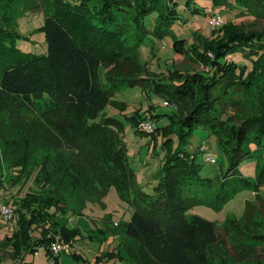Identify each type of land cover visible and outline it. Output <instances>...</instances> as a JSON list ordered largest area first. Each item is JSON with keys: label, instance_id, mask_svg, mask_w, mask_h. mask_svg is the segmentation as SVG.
<instances>
[{"label": "trees", "instance_id": "trees-1", "mask_svg": "<svg viewBox=\"0 0 264 264\" xmlns=\"http://www.w3.org/2000/svg\"><path fill=\"white\" fill-rule=\"evenodd\" d=\"M195 1L49 0L37 29L46 44L40 55L17 46L23 38L15 27L19 15L12 19L0 10V115L5 120L0 186L25 188L21 196L10 194L6 201L19 220L12 236L0 242V264L8 257L15 264H29L22 262L25 254H36L41 246L59 264L52 243L69 246L79 232L68 227L69 215L79 214L86 200L101 203L112 186L133 208L129 220L113 233L117 252L111 256L117 264H264L255 256L245 262L229 257L216 224L188 213L196 205L219 210L244 188L253 189L256 202L262 200L258 189L264 182V155L253 179L238 174L237 167L251 154V144L261 151L259 156L264 153V30L244 31L223 21L211 27L210 36L200 33L201 48L173 35L174 51L183 55L191 50L206 64L201 68L180 70L172 65L165 74L155 75L139 59L148 36L171 34L179 10L186 8L192 16L207 12ZM211 1L212 6L236 9L238 17L264 18V0ZM153 14L154 22L147 23ZM216 15L219 11L213 10L210 19ZM122 86H140L176 107L165 113L171 118L162 131L167 133L165 158L151 192L134 183L123 120L104 113L109 104L119 106L113 97ZM165 114L148 111L127 119L136 132L153 134L160 126L154 128L150 120ZM196 126L217 135L227 153L228 167L217 182L201 177V164L185 149ZM32 147L46 154L29 169ZM62 177L67 189L80 195L81 207L70 208L57 196L43 194ZM254 205L245 202L242 218L229 219L226 228L252 219ZM263 229L257 239H264ZM35 230H41L39 236L32 235ZM91 234L108 237L103 227ZM73 257L82 258L78 253Z\"/></svg>", "mask_w": 264, "mask_h": 264}, {"label": "rangeland", "instance_id": "rangeland-1", "mask_svg": "<svg viewBox=\"0 0 264 264\" xmlns=\"http://www.w3.org/2000/svg\"><path fill=\"white\" fill-rule=\"evenodd\" d=\"M48 2L49 0H0V10L2 12L12 19L13 15H19L15 19V27L23 38L18 39L16 44L22 50L37 55L46 51L43 33L37 29L44 19L41 9ZM195 3L197 7L207 12L205 14L200 13L198 16H192L186 8H182V10H179L180 18L170 25L171 34L162 37L150 35L142 43L139 49V59L145 63L149 72L155 75H163L168 69L172 68V65L180 70L185 68H201L204 62L193 57L191 50L187 51L190 54L183 55L174 51L172 37L176 35L179 38H185L188 40L187 43L198 44L201 48V42L204 39L201 34L204 36H210L211 34L212 28L209 19L213 10L219 11L223 21L236 23L244 31L252 29L264 30V18L262 17L258 19H255L251 15L238 17L235 15L236 9L225 8V6H212L211 0H196ZM153 17H155L154 14L150 15L147 23H150V21L154 22ZM196 33L199 34L197 35ZM124 37L127 38L125 34ZM247 62V66L250 67L251 63ZM143 89L145 90V88ZM143 89L140 86H122L113 97L119 106L120 103L122 106L109 104L105 107L104 113L123 120V140L127 149L128 164L134 171V183L138 188L151 192L159 179L165 158V149L162 148V145L167 133L164 135L162 131L169 127L171 118L168 114L173 113L176 107L167 101L165 102L154 93L156 96H153L150 90L144 93ZM149 103L152 108L148 106ZM166 103L169 105H166ZM38 107L40 105L37 104L36 108ZM148 111L151 113L168 114L158 119L153 118L150 120L154 128L160 126L159 130L155 131V133L136 132L130 125V119H127L128 116L143 114ZM4 121V117L0 115V132L2 135L4 133ZM176 144L177 142L175 141L174 146ZM0 147L2 148L1 140ZM185 149L194 154L197 162L201 164V177L211 178L216 182L219 181L228 167V156L222 149L221 139L217 135L210 133L202 126H196L192 128L187 138ZM248 150H250L251 154L239 163L237 173L253 179L259 171V165L263 160L261 157L264 153L259 156L258 154L261 151H256V146L253 144L248 147ZM45 154L46 151L32 147L29 155V169L39 165ZM208 158H213L215 161H209L207 160ZM60 179L58 185H49L43 191L41 189L43 194L51 193L57 196L65 201V205L70 208L81 207L82 204H80L78 199L80 195L71 193L67 189L69 188L68 181L64 177ZM20 189L18 186H0V242L4 241L6 237H11L17 229L19 218L15 216L13 205L7 204L6 201L10 202V194L21 196L25 188ZM258 192L264 201V182L259 186ZM262 200L256 202L253 189L244 188L238 191L219 210H214L206 205H196L188 210V213L197 214L216 224L220 245L229 257L232 256L237 262H245L243 260L250 259L249 257L252 256L264 261V239L260 240L256 237L259 231L264 228V205ZM247 201L255 204L254 209L256 212L252 219L245 222L241 220L237 228L232 226L226 228V223H229V219L239 220L242 218L245 202ZM132 210L131 203L128 200L122 199L114 186L110 187L108 193L102 198L101 203L94 200H86L79 214L69 215L68 227L79 228V232L77 236H74V242L71 245L64 244L65 249L63 248V250L55 253L58 263L117 264L114 257L111 256L112 252H117V237L113 233H117L121 228L119 224H123L129 220ZM98 227H103L106 230L108 233L106 239L101 238L100 235L96 237L91 234ZM39 233H41V230L39 232L35 230L32 235L36 237L40 235ZM9 250L4 249L2 252ZM73 253L80 254L82 258L75 259ZM216 256L217 254L214 255V257ZM22 260V262L29 264H55L53 256L47 257L45 255L43 246L38 249L36 254L31 252L26 253ZM15 262L17 261L8 257L1 264H15Z\"/></svg>", "mask_w": 264, "mask_h": 264}, {"label": "built area", "instance_id": "built-area-1", "mask_svg": "<svg viewBox=\"0 0 264 264\" xmlns=\"http://www.w3.org/2000/svg\"><path fill=\"white\" fill-rule=\"evenodd\" d=\"M222 23H223V20H222L221 17L218 16V15H216V16H214V17H212V18L210 19V25H211L212 28H215V27L221 25ZM144 127L147 128L148 130H150L148 124H145ZM207 160L212 161V162L215 161L213 158H208ZM7 209H8V208H7ZM64 247H65V245L62 244V243H60V242H53L52 245H51L52 252H54V253H57V252L63 250ZM67 247H68V246H67ZM67 247H66V248H67ZM64 249H65V248H64Z\"/></svg>", "mask_w": 264, "mask_h": 264}]
</instances>
